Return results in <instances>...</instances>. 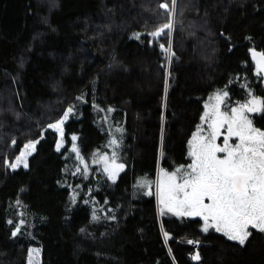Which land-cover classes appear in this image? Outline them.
Listing matches in <instances>:
<instances>
[{
	"label": "trees",
	"instance_id": "trees-1",
	"mask_svg": "<svg viewBox=\"0 0 264 264\" xmlns=\"http://www.w3.org/2000/svg\"><path fill=\"white\" fill-rule=\"evenodd\" d=\"M260 54L264 0H0V264L31 247L40 264H264V234L161 217L156 197L162 155L182 160L209 95L228 110L264 95ZM68 108L56 149L48 125ZM113 152L111 180L98 157Z\"/></svg>",
	"mask_w": 264,
	"mask_h": 264
},
{
	"label": "snow or ice",
	"instance_id": "snow-or-ice-1",
	"mask_svg": "<svg viewBox=\"0 0 264 264\" xmlns=\"http://www.w3.org/2000/svg\"><path fill=\"white\" fill-rule=\"evenodd\" d=\"M172 4L175 5V0H172ZM160 8L165 12L169 11L168 3H161ZM172 27L171 22L166 23L150 35L159 37ZM136 37L138 39L139 34H136ZM160 47L171 61L175 54H169L170 45L165 48L161 44ZM260 55L264 59V54ZM227 96L226 91L222 95L218 92L214 97L216 104L212 106L211 112H206L201 118L211 121V131L208 137H201L198 128V132L190 141L192 150L189 155L193 157V161L188 165L190 171L181 178L182 183H177V173L182 169L163 173L166 181H161L160 202L168 211L177 215L202 216L205 221L204 231L215 227L216 231L223 232L229 239L243 244L250 234L249 226L264 231V131L253 127L252 121L245 114L264 111V100L253 97L247 103L232 108L229 115L221 112L219 107ZM71 111L69 108L63 119L49 124L48 127L59 131L62 137V125ZM225 126L227 135L224 137V146L221 147L216 143V139L220 135V129ZM231 137L238 138L234 147L229 144ZM72 140L75 141L76 137L73 136ZM35 143L25 145V148L34 151ZM112 143L116 142L113 140ZM59 147L58 144L57 148ZM73 150L77 151V157L82 160L75 145ZM217 153L225 155L221 158ZM25 155L22 152L17 157V163ZM24 166L27 167L26 161ZM116 167L122 169L123 165ZM205 198L209 203H205ZM165 235L167 236V233ZM192 259L198 260L199 253Z\"/></svg>",
	"mask_w": 264,
	"mask_h": 264
},
{
	"label": "flooded vegetation",
	"instance_id": "flooded-vegetation-1",
	"mask_svg": "<svg viewBox=\"0 0 264 264\" xmlns=\"http://www.w3.org/2000/svg\"><path fill=\"white\" fill-rule=\"evenodd\" d=\"M260 58V56H258ZM264 89V88H262ZM256 98L262 99L264 100V95L261 96H257ZM241 105V104H239ZM221 108L223 111H226L229 113V110H227L226 108H224L223 104H221ZM246 115L248 116V118L252 121L253 127L260 129L261 131H264V111L261 112H255V113H247ZM207 121L205 122V120H200V123L198 125L199 129L202 128H207L209 130H203L199 132V135L201 137H208L210 134L211 129L209 128V126L207 125ZM227 135V126H225L224 128L220 129V135L217 137L216 139V143L218 145H220L221 147L224 146V137ZM238 143V138L237 137H231L229 139V144H231L233 147L235 146V144ZM192 150V145L190 144V138L185 140L184 143V150H183V157L182 160L177 161L176 159H171L169 158L167 155L168 153H164L162 156V161H165V165L163 167V169H161V173L159 176V185H158V210L160 213L161 217L164 216H176V217H188L193 219L194 221H196L200 227L202 229H204V225H205V221L203 219L202 216H184V215H177L175 212H171L168 211V209L161 204L160 202V185H161V181L165 180L166 181V177L163 175V173H172V172H176L177 169H182L181 172L177 173V183H182V177L185 175L186 172L190 171V169L188 168V165H190L193 161V157L189 155L190 151ZM217 155L221 158H223V156L225 155L224 153H217ZM157 197V195H156ZM205 203H209L208 199L205 198ZM209 223H211V221H209ZM208 230H215V227H209ZM249 233H253V232H257V233H261L264 234V231H260L259 229H255L252 228L251 226H249L248 228ZM222 234H224L223 232H220ZM249 234V235H250Z\"/></svg>",
	"mask_w": 264,
	"mask_h": 264
},
{
	"label": "rangeland",
	"instance_id": "rangeland-1",
	"mask_svg": "<svg viewBox=\"0 0 264 264\" xmlns=\"http://www.w3.org/2000/svg\"><path fill=\"white\" fill-rule=\"evenodd\" d=\"M216 94L217 93H213V94L209 95L207 97V99L205 100V102H204V110H203L204 112H203L202 117L205 116V113L206 112H209L210 113L211 110H212V106L216 104V100L214 99V97H215ZM251 99H249V100H251ZM247 102H243L242 104H245ZM221 104H223V103H221ZM221 104L219 105L220 111L221 112H226V111H223L222 110ZM206 105L208 106L207 108L205 107ZM238 106H234V107H238ZM234 107H231L229 109V113L228 112H226V113H228L229 115H231V109L234 108ZM68 117H69V114L67 116V119H68ZM63 118H64V115L59 120H61ZM67 119L64 120V123L66 122ZM59 120H57V121H59ZM57 121L53 122L52 124H55ZM205 122H206V120H205ZM64 123H63V125H64ZM210 123H211V121L208 120L207 121V125L209 126ZM63 125H62V129H63V132H64ZM53 130H55L57 132V134H58V140H57V143H56V149H58L57 148V145L58 144L60 145V147H59V149H60L64 145L63 136L61 137L60 132L57 131L56 129H53ZM203 130H209V129L202 128L201 131H203ZM32 142H36L37 143V140L29 141L25 145H28V144H30ZM36 143H35V147H36ZM113 144L114 143H112V145ZM25 145L21 149V151L19 152L18 156H20L22 152H24L26 155L24 156V158L19 163H17V157H18L17 156L16 159L13 161V163L10 164V168L11 169H16V168H18L20 166H24V161H26V163H27L28 157L34 152L31 148L26 149L25 148ZM27 153H30V154H27ZM98 162L101 163V165L104 168L103 170L107 173V175L110 177L111 180L116 179V177L118 176V174L124 169L123 163L119 160V157L116 156V154L114 152H113L112 155L100 154L99 157H98ZM14 164L17 165V166L16 167H12L11 165H14ZM116 165H123V168L122 169L121 168H118V167H116ZM106 169H107V171H106ZM160 173H161L160 166H158V169H157V178H156V195H157V199H158V185H159V176H160ZM40 255H41L40 254V249L38 247H31L28 250L26 264H40V262H41V260H40L41 259V256Z\"/></svg>",
	"mask_w": 264,
	"mask_h": 264
}]
</instances>
